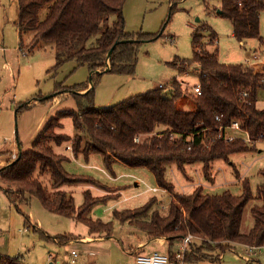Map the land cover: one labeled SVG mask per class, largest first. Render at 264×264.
<instances>
[{
    "label": "trees",
    "instance_id": "trees-1",
    "mask_svg": "<svg viewBox=\"0 0 264 264\" xmlns=\"http://www.w3.org/2000/svg\"><path fill=\"white\" fill-rule=\"evenodd\" d=\"M126 2L18 0L20 41L23 36L31 35V47L51 45L56 69L75 62L78 67L89 68L92 80L106 73L133 75L140 46L160 37L126 32ZM263 12L264 0H221L219 15L232 23L233 36L240 43L249 40L262 42ZM205 38L196 32L193 58L175 59L169 64L181 75L188 74L197 66L201 96L185 92L183 83L176 78L171 82L170 92L160 88L110 108L97 109L94 87L90 89L86 85L67 90V94L73 93L77 99L78 109L65 110L52 117L32 148L21 152L16 160L0 170V188L10 204L19 211L21 205L36 197L47 211L83 223L92 235L110 238L114 234L115 223L95 220L88 214L96 206L111 203L109 209L113 210L114 221L121 225L129 224L149 241H167L171 259L176 254L174 248L192 235L196 241L186 254L188 264L218 262L221 255L236 244L263 248L264 181L256 193L247 177L238 185L241 187L240 195L228 189L209 192L199 187L189 195L180 196L176 195L177 184L168 173V169L175 167L180 178L191 182L193 178L189 171L198 165L205 183L215 184L218 174L214 166L222 162L230 166L235 178L239 179V170L232 159L239 155L258 154L257 141L264 143V110L257 107L259 92L264 90V73H256L255 68L247 64H221L217 56L208 51ZM117 43L122 44L109 57ZM208 44L218 46L219 40L214 33L209 35ZM184 95L195 100L194 110L178 109L177 103ZM217 117L220 122L216 121ZM62 121H71L75 137L57 133L56 130L62 129ZM234 122H239L248 131L254 146L242 141L226 143L218 136L216 131L219 128L231 126ZM137 139L140 142H136ZM66 144L72 145L75 159L82 157L89 162L91 157H99L110 181L118 179L117 165L148 171L156 187L167 191L164 195L170 197L169 201L165 204L164 195L152 193L141 206L121 209L134 198L123 202L127 186L102 183L103 179L91 173H71L66 168L71 159L55 152L56 147ZM262 176L264 178V173ZM78 186L87 187L84 204L79 208L73 196L63 190L64 187ZM101 190L107 195L99 194ZM94 192L100 196H95ZM255 201L257 205L251 210L254 227L249 234H243L246 209ZM72 238V235H66L52 241L67 245ZM46 239L51 240L49 237ZM214 253L216 255L213 256ZM0 264L24 263L21 257H17L0 258Z\"/></svg>",
    "mask_w": 264,
    "mask_h": 264
},
{
    "label": "rangeland",
    "instance_id": "rangeland-1",
    "mask_svg": "<svg viewBox=\"0 0 264 264\" xmlns=\"http://www.w3.org/2000/svg\"><path fill=\"white\" fill-rule=\"evenodd\" d=\"M220 8L221 0H127L124 6L126 32L131 35L148 34L160 38L140 46L133 75L106 73L92 80L89 68L78 67L75 62H68L56 69L55 52L51 45L40 44L33 48L31 35L23 36L21 42L18 32V0H0V170L12 160L11 152L20 154V149L16 150L14 144H21V152L30 150L52 117L65 110L78 109L77 99L72 96L73 93L67 94V90L80 89L86 85H89L90 89L94 87V104L97 109L110 108L134 96L160 88L170 92L171 82L176 78L183 83L185 92L193 94L192 89L199 85L198 67L194 66L188 74L181 75L169 64L175 59L193 58V38L196 32L206 36L208 51L215 54L221 64L246 65L254 62V55L262 54L264 51V12L261 14L260 29L263 41L249 40L240 43L233 36L232 23L219 15ZM212 33L219 40L218 46L208 44L209 35ZM20 45L25 50L24 53L19 51ZM177 107L182 111H192L195 109V100L190 95H184L178 101ZM257 107L264 110V90L259 92ZM61 123L62 129L56 130L57 133L75 137L71 121ZM66 146L67 144L56 147L55 152L72 159L66 154ZM258 148L261 153L239 155L232 159L239 170L241 180L247 177L250 179L254 193L264 181L262 176L264 144L258 145ZM218 164L225 167L218 180L228 183L230 187L209 189V186L214 184L205 183L201 167L197 165L189 171L193 178L191 182L180 178L178 173L176 175L179 183L184 186L190 185L185 195L196 190L198 183L204 185L202 188L205 191L223 192L228 189L233 194L240 195L241 187L235 183L236 178L230 166L222 162ZM66 168L70 172H79L73 161L67 163ZM139 171L143 172L135 173L140 179L124 177L110 181L106 175L96 176L103 179L102 183L105 184L115 187L127 186L124 190L125 196H135L121 209L135 208L141 206L147 196L152 194V192L149 194L148 190L156 187L151 173L146 170ZM80 172L89 173L86 170ZM116 174L121 175L118 172ZM63 190L73 196L78 208L84 204V193L87 189L64 187ZM101 191L98 193L107 195V192ZM176 191H180L178 185ZM94 194L100 196L96 192ZM0 197H3L1 192ZM169 198L165 196L163 202L167 204ZM255 205L256 201L246 209L243 234H249L254 227L251 210ZM110 206L111 203L96 206L88 214V217L95 220L115 223L114 234L109 238L104 235H92L83 223L47 211L36 197L30 198L28 204L21 205L19 211L7 200L0 209V258L21 257L24 264H72L71 253L75 251L78 254L75 264H136L138 255L166 254L164 250H156L149 254L132 253V248L137 249L145 235L129 224L121 225L114 221ZM36 226L37 229L34 228ZM66 235L73 236L67 245H59L52 241L53 238ZM249 248L236 244L233 245V249L222 254L218 262L189 264H264V247L253 253L249 252ZM180 249L179 246L177 251Z\"/></svg>",
    "mask_w": 264,
    "mask_h": 264
},
{
    "label": "built area",
    "instance_id": "built-area-1",
    "mask_svg": "<svg viewBox=\"0 0 264 264\" xmlns=\"http://www.w3.org/2000/svg\"><path fill=\"white\" fill-rule=\"evenodd\" d=\"M249 67H254L255 68V72L256 73H264V53L262 54H255L254 55V62H249L247 64ZM193 94L196 96H201L202 95V89L200 85H197L196 87H194L192 89ZM244 96H247V93L244 94ZM217 122H220L221 119L219 117L216 118ZM216 133L218 134L219 137H222L226 143H234L236 141H242L245 144L249 145V146H254L255 142H253L250 134L248 133V131L244 130L241 127V124L239 122H234L231 126L228 127H221L218 129V131H216ZM173 139V138H171ZM136 142H140V139H137ZM259 143H257L256 145H260V144H264L260 141H257ZM18 158V155H12V160H16ZM224 167H216L215 168V172L218 174V176L223 173L224 171ZM170 175L173 178V180L175 181V183H177V185L179 186V192H176V195H180L183 196L186 193V190L189 188V186H184L182 183H179L177 180V170L176 168H170ZM196 173L198 174V171H196ZM243 177H247L246 175H242ZM244 180V179H243ZM241 178L239 177V179L235 180V183L237 185L240 184ZM197 188L199 187H203L204 185L202 183H198ZM231 185H228V183H223L221 185H216V183L212 186H209V189H213V190H218V189H223L226 187H230ZM148 192H152V193H162V194H166L167 195V191L165 190H161L160 188H150L148 190ZM194 237L192 235H188L187 237H185L181 243V249L179 251L176 252L175 257L173 259L170 258L169 255H161L158 253H153V254H149V255H138L137 256V260H136V264H186V254L187 252L190 250V247L194 241ZM259 248H253L250 247L249 248V252L253 253L256 250H258ZM71 258L72 264H75L78 258V254L73 251L71 253Z\"/></svg>",
    "mask_w": 264,
    "mask_h": 264
},
{
    "label": "crops",
    "instance_id": "crops-1",
    "mask_svg": "<svg viewBox=\"0 0 264 264\" xmlns=\"http://www.w3.org/2000/svg\"><path fill=\"white\" fill-rule=\"evenodd\" d=\"M19 51L21 53H24L25 52V50L22 48L21 45H20ZM263 53H264V51H263ZM30 104L33 105V103H30ZM30 104H28V106H31ZM14 145H15V149L16 150H19L20 149V152H21V148H22L21 144L20 143H18V144L16 143ZM65 151H66V154H68V155L71 156V158H72L71 159V162L73 161V164L75 166H77V168L79 169V172H71V173L82 174L83 172H80V170H86L89 173H91L92 175H101V174H103L104 176L105 175H108L104 171L103 166H102V161H101V159L99 157H96V156L91 157L90 160H89V162H86L82 157H80L78 159H75L72 156V149H70V145H67L65 147ZM261 152L262 151H260L259 153H261ZM10 154H12V155L17 154L18 155V152H11ZM12 161L13 160H9L8 163H7V166ZM216 167H224V165L218 164V166H216ZM124 170H129V171H124ZM131 170L132 169H129L127 167H124V166H121V165H117L116 166V172L121 173V175L118 176V179L117 180H120V179H122L124 177H130V178L135 177L137 179H140L139 176L137 175V173H142L143 171H139V170H132L131 171ZM93 172H95L96 174L93 173ZM135 172H137V173H135ZM117 180H113V181H117ZM216 180H217L216 181V185L219 186V185L222 184V182L220 180H218V179H216ZM135 185H137V184H135ZM78 187H80V188L83 187V188L87 189V187H85V186H78ZM89 189H92V188H89ZM92 190L93 191H97L96 189H92ZM0 192L3 194V197H0V209H1V205H5V203L7 202L8 198H7V196L5 195L4 191L1 188H0ZM149 193H151V192H149ZM123 196H124L123 197V202H127L130 199H132V197H134L135 195H133V196H125V193H124ZM124 198L126 199L125 201H124ZM2 208H4V207H2ZM179 246L181 247V244L177 245L174 248V252L175 253L177 252ZM156 250H164V251H166V254H164V255H168L169 254V251H170V245L165 240H152V241H149L146 238H144L143 241L141 242L140 246L137 249L132 248V251L131 252L132 253L134 252L135 254H140V253H148L149 254V253H152L153 251H156Z\"/></svg>",
    "mask_w": 264,
    "mask_h": 264
},
{
    "label": "water",
    "instance_id": "water-1",
    "mask_svg": "<svg viewBox=\"0 0 264 264\" xmlns=\"http://www.w3.org/2000/svg\"><path fill=\"white\" fill-rule=\"evenodd\" d=\"M120 44H122V43H117L116 45H115V47L112 49V51L110 52V54H109V57H111V54H112V52L114 51V49L118 46V45H120ZM110 65H108V67H109ZM109 71V69L106 71V72H108ZM21 153V152H20Z\"/></svg>",
    "mask_w": 264,
    "mask_h": 264
}]
</instances>
